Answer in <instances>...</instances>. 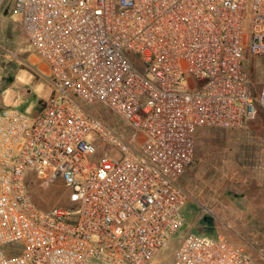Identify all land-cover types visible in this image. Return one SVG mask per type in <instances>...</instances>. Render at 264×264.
Segmentation results:
<instances>
[{
    "label": "built area",
    "instance_id": "1",
    "mask_svg": "<svg viewBox=\"0 0 264 264\" xmlns=\"http://www.w3.org/2000/svg\"><path fill=\"white\" fill-rule=\"evenodd\" d=\"M10 10L53 95L34 116L0 110V264H151L185 226L197 131L264 117L251 70L264 0H0V17ZM92 132L120 158L98 154ZM29 177L60 181L67 207L35 208ZM170 264L264 262L188 230Z\"/></svg>",
    "mask_w": 264,
    "mask_h": 264
},
{
    "label": "rangeland",
    "instance_id": "2",
    "mask_svg": "<svg viewBox=\"0 0 264 264\" xmlns=\"http://www.w3.org/2000/svg\"><path fill=\"white\" fill-rule=\"evenodd\" d=\"M16 23L11 10L0 17V110L16 109L34 116L50 102L53 87L50 75L40 71L44 63L29 44L21 42ZM32 58L37 62L33 63ZM262 66L264 58L252 59L253 78L264 83ZM86 109L110 128L115 129L121 122L102 104ZM88 141L98 145V154L120 158L112 147L100 145L96 133H90ZM28 179L26 188L35 208L46 212L54 207H67L66 189L60 181L45 186L32 177ZM207 183L220 189L227 221L236 215L234 227L243 239L239 243L241 248L253 259L264 262V117L260 116L241 130L202 128L197 131L194 162L180 179L189 196L183 210L185 226L151 264H170L183 234L190 228L191 232L198 233L193 223L198 215L207 217Z\"/></svg>",
    "mask_w": 264,
    "mask_h": 264
},
{
    "label": "crops",
    "instance_id": "3",
    "mask_svg": "<svg viewBox=\"0 0 264 264\" xmlns=\"http://www.w3.org/2000/svg\"><path fill=\"white\" fill-rule=\"evenodd\" d=\"M21 42L25 43L22 36ZM31 60L33 63L37 62L36 58H32ZM40 71H46V74L49 75L48 68L45 64L41 65ZM208 168L209 166H207V169ZM223 199L224 198L222 197L218 186L207 183V217L202 214L200 216H196L193 226L198 229L197 234L213 239L223 238L231 244L241 247L239 243L243 241V239L234 227V219L236 218V215H234L235 218H232L231 221H227V217L222 210L224 205ZM191 229L192 228L189 230Z\"/></svg>",
    "mask_w": 264,
    "mask_h": 264
}]
</instances>
